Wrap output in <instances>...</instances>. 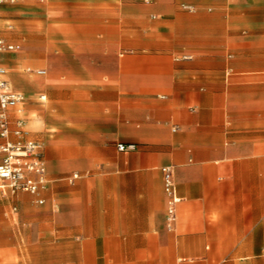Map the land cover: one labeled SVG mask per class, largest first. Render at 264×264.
Masks as SVG:
<instances>
[{"label":"crops","instance_id":"1","mask_svg":"<svg viewBox=\"0 0 264 264\" xmlns=\"http://www.w3.org/2000/svg\"><path fill=\"white\" fill-rule=\"evenodd\" d=\"M44 1L0 2L48 179L0 178V264H264V0Z\"/></svg>","mask_w":264,"mask_h":264},{"label":"built area","instance_id":"2","mask_svg":"<svg viewBox=\"0 0 264 264\" xmlns=\"http://www.w3.org/2000/svg\"><path fill=\"white\" fill-rule=\"evenodd\" d=\"M4 0H0L3 2ZM152 2L154 0H144ZM17 46L8 44L0 39V54L14 51ZM38 73L44 74V70ZM25 99L22 93L11 89L7 79V69L0 63V178L2 186L12 193L19 191L37 194L48 182L47 170L40 144L33 139L25 137V129L21 119L17 128L10 126L9 112ZM15 136L16 139H11ZM135 144L119 143L118 149L125 151L135 148ZM164 191L168 196V220L176 217V206L180 198L175 193V182L171 167H164Z\"/></svg>","mask_w":264,"mask_h":264},{"label":"rangeland","instance_id":"3","mask_svg":"<svg viewBox=\"0 0 264 264\" xmlns=\"http://www.w3.org/2000/svg\"><path fill=\"white\" fill-rule=\"evenodd\" d=\"M50 1H51V0H45L44 3H47V4H48ZM42 19H44V17H43ZM36 30H40V31H42V30H44V28H43V27H38V28H36ZM58 31H60V30H58ZM28 67H32V68H34V69L37 68L36 65H28V66H25V70H26Z\"/></svg>","mask_w":264,"mask_h":264}]
</instances>
